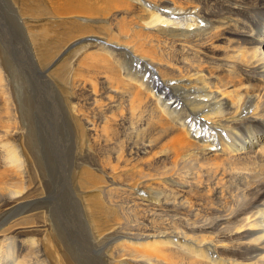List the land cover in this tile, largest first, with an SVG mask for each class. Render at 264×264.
<instances>
[{
  "label": "bare ground",
  "instance_id": "obj_1",
  "mask_svg": "<svg viewBox=\"0 0 264 264\" xmlns=\"http://www.w3.org/2000/svg\"><path fill=\"white\" fill-rule=\"evenodd\" d=\"M109 1L128 6L124 0ZM132 8L141 23L134 38L144 32L162 35L164 61L153 62L135 46L120 43L125 26L116 13L112 20L117 36L103 27L105 40L91 39L94 50L82 60L95 85L80 84L76 93L97 98L98 82L108 93L125 91L136 103L147 104V119L132 128L134 137L102 138L97 124L103 120L89 119L78 104L73 106V122L82 133L78 142L111 150L104 152V169H96L103 177L90 174L83 163L72 165L74 157L67 163L53 152L52 157L47 144L41 151L47 160L38 157L34 164L39 184L24 168L23 157L28 155L12 143V136L21 131V139L26 124L24 139L32 151L42 137L41 126L55 130L56 107L51 106L49 122H42L43 114L27 101L39 96L53 100L50 79H60L62 71L48 74L55 63L44 66L53 54L45 27L33 32L31 50L12 42L21 41L0 16V73L10 75L17 68L19 73L10 76L20 85L11 95L17 123L4 120L6 104L0 103V264H28L26 258L33 253L28 246L38 240L33 241L31 232L47 229L55 264H264V0H136ZM104 10L103 15L109 13ZM90 41L77 40L70 47ZM132 60L152 70L132 74L126 67ZM37 81L42 93L36 91ZM25 86L37 97L23 91ZM0 91H5L3 84ZM126 150L153 166L150 183L140 184L142 189L163 194L149 205L134 202V220L128 219L125 204L117 203V194L134 188L116 183V171L127 175L131 169L113 162ZM73 168L80 170L79 176L72 175ZM88 190L102 194L113 213L111 223L94 225L106 206L99 196L86 200ZM147 209L151 212L144 215ZM155 220L157 229L152 226ZM27 235L34 239L17 240ZM100 240L121 245L104 260L95 257L92 248Z\"/></svg>",
  "mask_w": 264,
  "mask_h": 264
},
{
  "label": "rangeland",
  "instance_id": "obj_2",
  "mask_svg": "<svg viewBox=\"0 0 264 264\" xmlns=\"http://www.w3.org/2000/svg\"><path fill=\"white\" fill-rule=\"evenodd\" d=\"M124 1L128 4V6L125 7L120 4L110 3L109 0H0V16L5 18V22L8 25L9 29L8 31L17 36L21 41L19 42L18 40H13L14 38H11L12 42L17 43L18 45L23 47L30 46L31 50H33V32L40 30L42 26L45 27L49 32V34L46 35V40L51 42L50 46L53 49V54L51 59H49L44 64V66L48 63H55L48 74H50L52 71H62L60 79L59 77H57L58 79H56L54 76L51 77L53 80L50 79L54 89L49 87V90L55 94L53 100H51V98L49 97L45 98L43 96H39V100L31 99L32 101H27L28 106H37V111L43 114L41 117L42 122H49L51 116V106L54 105L56 107L55 110L58 114V120L56 121L57 127L55 128V130L52 128V131L41 126L40 132L42 134V137L38 138V148L32 151L29 150L30 152L26 148V140L24 139L25 129L27 130L26 124H24L25 129L23 131V137L21 139H19V137L22 135L21 131L17 132L14 137L12 136V143H15L21 151L27 153L28 156L23 157V165L25 169H29L30 172L35 176V181L37 184L41 183V180L40 178H38V172L35 169L34 164L37 161L38 157L41 158L40 160H47V157H45L46 155L41 154L42 152H44L45 145L47 144H49V147H51L48 148V152H51L52 157L54 156V154L57 155V159H59L58 156H61L60 158L63 159L66 163L71 159V157H74L72 165L83 163L90 171V174H94L98 177H103L97 170L104 169V164L107 160L104 158V152H108L109 154L111 150L106 151L105 148L101 146L95 147L94 145H92V143L78 142L82 133L74 125L73 121L76 119V115L72 112L73 106H76L78 104L79 107L83 109L82 114L89 117V119L96 118L99 120H103L102 122L97 124L99 130V132H97V136L102 138L134 137V133L131 132L132 128L136 129V127L140 125L141 122H144L145 119H147V114H149L150 110V108L147 107V104L145 102H141L140 104L136 103L129 97V95L125 91L121 90L120 92L113 91L108 93L105 89L100 90L101 86L99 85L100 82H98L97 86L95 87L97 98L91 99L88 96V93L85 92H82V95L80 96H77L76 93L78 85L82 84L84 86H87L89 84L90 86L91 81L92 84L95 83V80L89 79V74H87L88 72L85 69L86 63H82V60L87 56L89 50H94L93 47L95 45V42L90 41L91 39L102 38L103 40H105L104 38H106V33L103 31V27H108L111 30L112 34L117 36V30L115 28L116 22L112 20L113 15L116 16V13L120 18L119 23L125 26V30L122 33V36L119 37L120 43L135 46L140 56H145L151 59L153 62L164 61L163 47L165 39L160 34L158 37H154L147 34V32L140 33L141 38L138 40L135 39L134 34L137 33V26L140 23L139 14H137L135 10L133 11L132 8L133 3L136 0ZM104 8L107 9V12L109 11V13H106V15L102 14L105 11ZM16 29L19 31V34L16 33ZM81 39H85L86 41L89 39L90 42H84L82 44H76L73 47H70L77 40ZM65 48H68L66 52L62 55H59ZM126 67L130 68L131 73H134L135 75L143 73L142 71L145 72V70H150L149 67L142 68L143 66L141 65H134L133 60L131 61V66ZM40 68H44L43 65L40 66ZM15 71H18L17 68L11 71L10 75L15 74ZM10 75H8V73L5 71H2L0 73V84H3L5 86V91H0V99L4 97V99L0 101V103L6 104V109L2 113L4 120L9 123H17L19 120L18 116H15L16 105L12 100L11 95L13 94L14 90H17L20 87V85L14 78H11ZM145 75H148V73ZM121 77L123 78V76ZM145 78H147V76H145ZM36 84L38 87L36 91H40L42 93L43 91H41V89L39 88V82L37 81ZM27 89L32 98L37 97V92H32V90H29V86H25L23 88V91L27 92ZM73 97L75 99H73ZM78 110L80 111L79 108ZM6 113H9L11 116L16 117V119L14 121H10ZM49 126L51 127L50 124ZM44 131L47 133H45ZM127 141H129V139H127ZM2 144L0 142L1 151H3L1 147ZM110 148L114 150L113 145H110ZM32 157H34V159L31 161L30 159ZM99 157H101V159ZM88 162H90L92 165H95V169L93 167L90 168ZM113 162L118 163V167L124 164L131 166V169L129 170V173L127 175H122L120 172L116 171L119 175L116 183L134 187L133 189L131 188L130 191L129 189L126 190V195L130 193V195H127L128 197L124 195L125 193H122L123 195L121 193L117 194L118 196H121L120 199L117 200V203L123 202L122 205L125 204L123 205V207L125 206L124 208L127 211L128 219L134 220L135 215L131 213L134 202H146L144 204L149 205L152 202H156L158 198L163 197V194L159 195L158 191H149V189L144 190L140 185L150 183L148 177L153 173H150L149 171H151L153 166L145 164L144 159L140 155L137 156L134 151L129 152L127 150L119 159H113ZM74 169L75 168L72 169V175L74 174L75 177L79 176L80 170ZM105 171L109 172L108 169H105ZM31 178L33 180V176ZM141 178H145V180L142 181L140 180ZM89 179L92 182H97L93 176H89ZM75 180H78V177L75 178ZM101 185L102 184H100V186ZM76 190L77 188L75 189V191ZM101 195L102 194L95 192V190H88L84 194V198L86 197V200H89L99 196V201L103 203L105 201L103 200V197ZM111 196V200H114L115 196ZM103 205L104 207L106 206L105 211L102 212V214L99 216L98 222L94 223L97 228L98 223H108L110 221V215L113 214L111 211L107 210L108 206L105 203H103ZM37 212L42 213L45 211L39 210ZM149 212L151 211L147 209L144 215L149 214ZM111 221L109 223H111ZM158 223L159 221L155 220L152 226L157 229ZM107 230L108 228L103 229V231ZM32 232L30 235L35 239L30 237V235H27L28 237L24 236L17 239H27V242L29 239L30 242L33 239V241L38 239L34 242V246H32L30 242L29 246L28 243H26V247H32L30 251L33 252L31 253L30 258H26L28 259V264H55V260H57L55 254L52 257L50 255V253L53 251L52 244L49 238L50 231L47 229L45 230V232ZM35 234L38 236H36ZM94 238V236L91 237V239L95 240ZM119 243L120 242L113 243L112 245V242L110 240H100V242H98L97 244L93 242L94 247L92 248L94 250V256H101L102 259L107 260V256H109L112 253L111 251H113L112 248L120 246L121 243ZM14 247L18 246L14 245ZM37 248L39 249L36 250ZM1 250L3 251L4 248L0 249V251ZM22 254L24 255L25 252H23ZM23 257L25 258L26 255H24ZM9 259L12 260L11 258ZM3 260L4 258L1 259V261ZM58 263L60 264V260H58ZM122 263L123 262H120L119 264Z\"/></svg>",
  "mask_w": 264,
  "mask_h": 264
}]
</instances>
